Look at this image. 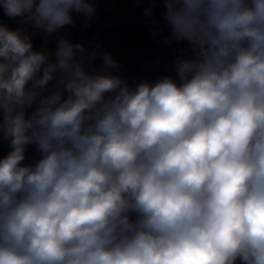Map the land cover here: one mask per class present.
<instances>
[{"label":"clouds","instance_id":"1","mask_svg":"<svg viewBox=\"0 0 264 264\" xmlns=\"http://www.w3.org/2000/svg\"><path fill=\"white\" fill-rule=\"evenodd\" d=\"M96 2L0 0V264H264V0H149L131 81Z\"/></svg>","mask_w":264,"mask_h":264},{"label":"rangeland","instance_id":"2","mask_svg":"<svg viewBox=\"0 0 264 264\" xmlns=\"http://www.w3.org/2000/svg\"><path fill=\"white\" fill-rule=\"evenodd\" d=\"M149 6V0H97V13L93 21L101 23L133 24L147 20L143 9ZM162 5H156V13L159 14ZM77 19L83 20L82 17ZM36 48L41 46L35 45ZM105 51L104 48H101ZM175 55L163 51L149 50L139 47H127L122 49L114 59L120 64V74L133 79L155 80L160 75L171 74V63ZM0 151L7 153L9 145L0 142Z\"/></svg>","mask_w":264,"mask_h":264},{"label":"water","instance_id":"3","mask_svg":"<svg viewBox=\"0 0 264 264\" xmlns=\"http://www.w3.org/2000/svg\"><path fill=\"white\" fill-rule=\"evenodd\" d=\"M17 19H9L3 15L0 10V22L7 24L10 28L15 29L20 26ZM83 20L77 19L75 26H69L65 30L70 33V39L73 42H81L86 48L90 47L89 41L95 40L101 44L105 51L109 52L113 58L124 48L139 47L149 50L163 51L174 54L173 50L161 47L155 39L151 37L153 25L150 20H142L133 24L101 23L92 21L88 29H81L80 25ZM34 45L43 46L44 40L41 35H33ZM54 46L53 44L49 45ZM31 147V146H30ZM0 151V156H2Z\"/></svg>","mask_w":264,"mask_h":264},{"label":"flooded vegetation","instance_id":"4","mask_svg":"<svg viewBox=\"0 0 264 264\" xmlns=\"http://www.w3.org/2000/svg\"><path fill=\"white\" fill-rule=\"evenodd\" d=\"M2 154H6L5 152L1 151ZM36 158V150L34 146H28L27 151H26V161L25 163H31L34 162Z\"/></svg>","mask_w":264,"mask_h":264},{"label":"trees","instance_id":"5","mask_svg":"<svg viewBox=\"0 0 264 264\" xmlns=\"http://www.w3.org/2000/svg\"><path fill=\"white\" fill-rule=\"evenodd\" d=\"M134 48H136V47H134ZM171 55H174V54H171Z\"/></svg>","mask_w":264,"mask_h":264}]
</instances>
